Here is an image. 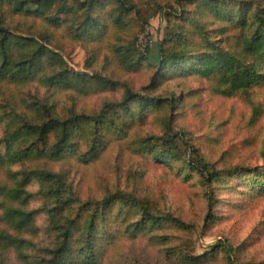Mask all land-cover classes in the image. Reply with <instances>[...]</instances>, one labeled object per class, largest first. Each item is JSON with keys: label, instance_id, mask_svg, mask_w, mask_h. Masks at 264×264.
<instances>
[{"label": "trees", "instance_id": "trees-1", "mask_svg": "<svg viewBox=\"0 0 264 264\" xmlns=\"http://www.w3.org/2000/svg\"><path fill=\"white\" fill-rule=\"evenodd\" d=\"M150 13L163 14L166 26L144 95L110 77L71 71L60 55L81 46L93 72L103 46V64L136 73L148 60L136 35ZM171 76L210 83L225 98L264 91V0H0V264L9 256L17 264H104L122 240L144 241L175 264H200L220 253L228 264H264L233 259L227 242L194 255L195 226L147 195L144 167L101 197L82 198L74 185L73 166L95 164L112 142L126 138L144 165L153 161L185 180L196 177L209 206L218 183L264 197V144L258 165L222 169L197 149H179L167 129L178 97L163 90L150 95ZM114 87L122 91L117 101L92 114L77 108L96 90ZM254 109V119L264 113ZM149 116L166 128L162 136L135 131Z\"/></svg>", "mask_w": 264, "mask_h": 264}, {"label": "rangeland", "instance_id": "rangeland-1", "mask_svg": "<svg viewBox=\"0 0 264 264\" xmlns=\"http://www.w3.org/2000/svg\"><path fill=\"white\" fill-rule=\"evenodd\" d=\"M165 26L163 14L150 13L146 22H140L136 47L140 54L147 53L148 60L133 74H126L109 60L103 64L105 60L102 58L106 57L101 49L103 46L98 47L95 53L93 72L87 69L86 64L91 55L86 54L81 46L66 48L60 55L71 71L110 77L119 85L126 83L130 89L144 95L142 88L149 85L154 77L158 61L157 44L162 40ZM160 85L155 93H150L151 96L163 90L166 94L174 93L179 99L170 113L171 123L167 129L176 135L181 151L187 147L197 149L210 163H216L218 169L239 164L258 165L264 144V113L255 119L253 115L257 110L255 107L264 112L263 89L255 88L246 100L240 96L222 97L216 94L212 84L193 77L171 76ZM26 91L34 93L35 89ZM38 93L43 91L38 90ZM121 94L120 87L96 90L79 100L77 108L92 114L103 103L120 99ZM165 130L163 124L149 116L145 125L135 131L160 137ZM129 140L124 138L112 142L95 164L72 167L70 175L82 198L101 197L115 184H122L129 172L144 167L143 188H146L147 195L183 222L195 226L194 255H203L212 245L227 242L235 248L233 259L264 261V197H244L235 190L223 189V184L218 183L215 185V203L209 206L196 177L185 180L174 169L153 161L144 165L140 156L132 152L134 146ZM3 179L0 173V180ZM227 183L234 185L236 181ZM37 206L38 203L34 202L31 208ZM42 223L43 217L39 216L37 224L41 226ZM157 251L147 247L144 241L122 240L108 251L104 264H128L134 260L139 264H175L165 261ZM7 264L17 263L9 256ZM200 264L228 263L220 253Z\"/></svg>", "mask_w": 264, "mask_h": 264}, {"label": "built area", "instance_id": "built-area-1", "mask_svg": "<svg viewBox=\"0 0 264 264\" xmlns=\"http://www.w3.org/2000/svg\"><path fill=\"white\" fill-rule=\"evenodd\" d=\"M145 48L141 49V50H144Z\"/></svg>", "mask_w": 264, "mask_h": 264}]
</instances>
